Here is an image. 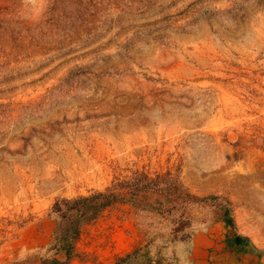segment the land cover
I'll use <instances>...</instances> for the list:
<instances>
[{
    "label": "rangeland",
    "instance_id": "1",
    "mask_svg": "<svg viewBox=\"0 0 264 264\" xmlns=\"http://www.w3.org/2000/svg\"><path fill=\"white\" fill-rule=\"evenodd\" d=\"M166 173L235 222L197 229L188 264H264L226 244L264 250V0H0V264L65 259L56 199ZM150 220L106 208L67 264L112 263Z\"/></svg>",
    "mask_w": 264,
    "mask_h": 264
},
{
    "label": "trees",
    "instance_id": "2",
    "mask_svg": "<svg viewBox=\"0 0 264 264\" xmlns=\"http://www.w3.org/2000/svg\"><path fill=\"white\" fill-rule=\"evenodd\" d=\"M118 203L129 205L138 217L152 219L148 226L153 230L146 242L117 256L110 264H188L187 254L197 229L217 221L232 227L235 223L231 208L216 195L194 194L170 173L154 177L136 175L103 191L56 199L49 209V215L56 221L49 248L56 253L63 251L65 259L45 257L41 264H67L81 228ZM161 235L164 243L153 251L152 245ZM226 244L242 252L264 254L242 234H227ZM168 246L171 249L167 251Z\"/></svg>",
    "mask_w": 264,
    "mask_h": 264
},
{
    "label": "flooded vegetation",
    "instance_id": "3",
    "mask_svg": "<svg viewBox=\"0 0 264 264\" xmlns=\"http://www.w3.org/2000/svg\"><path fill=\"white\" fill-rule=\"evenodd\" d=\"M236 251H238L240 254H247V253H250V252H242V250H237V249H236Z\"/></svg>",
    "mask_w": 264,
    "mask_h": 264
}]
</instances>
